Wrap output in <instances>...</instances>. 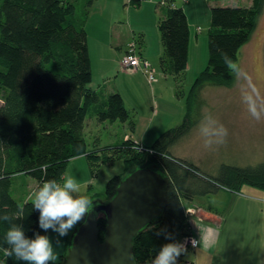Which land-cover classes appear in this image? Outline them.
Returning <instances> with one entry per match:
<instances>
[{
    "label": "trees",
    "instance_id": "trees-1",
    "mask_svg": "<svg viewBox=\"0 0 264 264\" xmlns=\"http://www.w3.org/2000/svg\"><path fill=\"white\" fill-rule=\"evenodd\" d=\"M84 1L85 7L94 2ZM131 1L141 3V0ZM174 1L165 2V14L159 22L164 45L162 62L166 71L181 77L188 66L190 28L184 8ZM250 1V5L211 7L209 65L192 85L182 124L163 132L153 146L136 143L129 136L122 139L120 146L91 150L84 133L89 115L99 121L119 120L132 129L135 122L120 91L108 92L90 86L93 70L85 28L88 11L78 16L77 0H0V214L7 212L17 217L11 223L23 225L29 237L38 231L43 234L31 196L21 200L13 195V177L18 174L33 177L38 186L49 179L61 182L67 163L79 156H87L92 166L99 161L124 157L126 173L136 166L159 165L170 178L163 219L134 239L136 263L152 264L160 247L169 242L157 232L165 229L177 241L188 234L189 202L194 197L234 184L264 189V160L245 166L226 162L216 174H211L173 151L198 123L192 118V105L203 98L206 85L230 86L235 82L237 75L223 65L219 58L222 53L217 48L227 52L238 65L240 51L251 40L264 9V0ZM132 43L140 58L149 61L137 42ZM137 71L149 80L141 68ZM126 148L128 153L124 155L122 149ZM124 174L109 180L106 201L113 197ZM9 227V222L0 221V264H24L15 256L5 255L9 246L4 237ZM98 228L103 240L105 218L99 217ZM74 230L70 231L58 264L65 260Z\"/></svg>",
    "mask_w": 264,
    "mask_h": 264
},
{
    "label": "rangeland",
    "instance_id": "rangeland-1",
    "mask_svg": "<svg viewBox=\"0 0 264 264\" xmlns=\"http://www.w3.org/2000/svg\"><path fill=\"white\" fill-rule=\"evenodd\" d=\"M113 1L116 2L118 0H94L92 5L85 7L87 5L86 1L77 0V15L83 14L84 16L85 12L88 11L85 28L88 34L93 70V79L90 86L95 89L102 88L105 91H107V88L115 87L121 93L123 90L127 95V103H129L133 101L129 98L132 97V94L129 80L131 76L128 75L132 73L130 72L132 70L120 64L121 58L116 61L114 54L108 48V38L116 36V30L121 28L122 33H128L132 37L130 42L136 41L140 48L144 47L142 37H145V35L147 41L151 42L155 47L158 40H162L159 22L164 17L167 3L163 4L162 0H141L140 5H137L131 0H120V7L123 9L119 22L113 20L112 16H110L113 12L112 4L110 6L107 4ZM250 4V0H199L196 9L199 19L209 22L210 26L212 6ZM114 13V15H118L116 10ZM197 23L198 26L196 25L192 33L193 40L188 57V65H190L191 69L185 70L181 80L186 92L176 99L177 103L180 101L184 104L182 113L177 116L180 111L177 105L166 101L164 98H158L159 103L164 102L160 108H166L158 119H161L166 112L176 117V123L170 127L184 122L190 89L195 80L209 65V28L207 29L206 26L202 25L204 22L199 21ZM143 29H145L146 34L142 32ZM238 67L239 75L232 85L208 84L202 93L203 98H199L197 103L193 101L192 108L194 111L192 110V118L198 123L195 124L192 133L187 138H183L181 142L174 146L173 151L176 155L188 157L185 152L193 155L196 149L199 153L201 150H206L205 167L210 170L216 167V160L220 159H228L226 161L241 166L256 164L264 160V158L259 160L262 157H260L262 150H264V145L259 149V146L264 143V9L251 40L240 51ZM132 78L139 83L137 86L140 92L138 102L141 106L138 109L150 113L154 105L152 98L159 96L158 93H152L156 84L152 88L150 84L147 86L142 78H140V81L135 76ZM167 94L168 91L165 92L166 97ZM250 105L262 110L259 120L249 113L248 107ZM126 106L135 120L138 112L132 107ZM180 107L182 108V106ZM205 117L210 119L204 120ZM123 124L119 120L115 122L99 121L96 116L89 115L84 130L89 149L96 150L102 146H120L126 132ZM205 125L209 126L210 132L217 125H223L227 128L228 135L224 141L225 146L216 143H213L210 147L206 146V142L215 140V137L201 132V128ZM241 128L243 129L241 130ZM185 140L187 141L183 142ZM116 141H119V144H114ZM210 149L217 158L216 160L209 155L208 151ZM122 150V154L128 153V148ZM127 169V162L124 157H117L110 162L99 161L92 166L87 156H79L67 163L64 176L71 175L75 177L80 184L81 192L91 198L92 201L98 199L105 202V192L109 180L115 175L126 173ZM37 187V181L29 175L18 174L13 177L12 192L15 198L21 200L27 198L32 195ZM69 234L70 232L67 236ZM47 235L52 239L54 251L58 257L54 264H58L61 260V251L66 246V239L62 245L60 238L59 243L56 242V234L51 232V230H49Z\"/></svg>",
    "mask_w": 264,
    "mask_h": 264
},
{
    "label": "crops",
    "instance_id": "crops-1",
    "mask_svg": "<svg viewBox=\"0 0 264 264\" xmlns=\"http://www.w3.org/2000/svg\"><path fill=\"white\" fill-rule=\"evenodd\" d=\"M198 2L199 0L174 1V3H176L178 6L184 8L188 17L190 28L189 50L193 40L192 33L198 24L197 22H204L202 25L206 26L207 29L210 28L209 22L203 21L198 17L196 9ZM111 4L113 12L110 16H112L113 20L120 22L123 9L120 7L121 2L120 0L116 2L113 1L111 3L108 2L107 5L110 6ZM115 10L118 14L117 16L114 15ZM116 31L117 35L108 38L107 43L108 48L112 51L111 53L114 54L116 61L121 58L120 64L122 65V60L127 54L128 46L130 43L132 44V42H130L132 37L128 33H122L121 28ZM142 32L145 33V29H143ZM142 38L144 41V47L139 49L144 57H146L156 68L157 73L160 75V79L158 80L159 75L157 74L156 81L150 83L147 77L141 71L135 72V70H132L130 71L132 73L128 74L131 76L129 80L131 82L130 92L132 94V97L129 98L133 101L127 103V95L125 91L122 89L121 90L124 95L126 105L136 110L138 115L135 116L134 129H132V126L127 123L123 124L126 131L123 138L125 139L126 137L130 136V138L136 143L138 142L146 146H153L160 135L171 128L170 126H172V124L176 123V117H173V115L168 112H166L165 115L161 117V119H158L159 115L162 112L164 113L166 109L160 108L164 102L159 103L158 98H164L166 101L177 105V107L180 108V111L177 114V116H179L182 113L184 104L180 101L177 103L176 99L181 97L186 92V89L184 88L183 82L181 81L183 74L181 77H177L176 75L171 74L168 70L166 71L164 68V64L162 62L164 45L162 40H158L157 45L154 47L151 42L147 41L146 35ZM187 69H191L190 65L187 66ZM134 76L137 77V80L139 81L140 78H142L144 83L147 86L150 84L152 88L154 87V84H156L154 92L152 93H158L159 96L157 95V98H155L151 94L154 105L150 113H148V111L145 112L141 109H138L141 106L138 102L140 98V92L137 86L139 83L136 82L134 78H132ZM114 89L116 88H107V91L110 92ZM167 91L168 94L166 97L165 92ZM180 106H182V108ZM186 113L187 111L185 112V116ZM175 125L180 124L177 123ZM242 129L243 128H241V130ZM132 130L134 131L133 133ZM187 140L183 142H186ZM263 145L264 143L260 145L261 147L259 146V149H261ZM221 146H225V143H221ZM208 153L210 156L214 157L215 160L217 159L212 153L211 149L208 151ZM185 154L188 157L183 158L192 161L202 171L211 174H216L221 164L229 162L226 161L228 159L216 160V167L210 170L205 167L207 158L206 150H201L199 153L196 149L193 152V155L186 152ZM260 157L261 158L259 160L264 158V150H262ZM189 205H191V208L189 211L190 221L187 227L188 234L184 235L180 242L184 241L185 238L193 236L199 240V245L196 248L192 246H186L187 250L185 254L179 258L178 264H264L263 188L250 184H234L232 187L222 186V188L217 192H213L206 196L194 197L189 202ZM68 237L69 236L60 238L62 245L64 244L65 239L67 243Z\"/></svg>",
    "mask_w": 264,
    "mask_h": 264
},
{
    "label": "water",
    "instance_id": "water-1",
    "mask_svg": "<svg viewBox=\"0 0 264 264\" xmlns=\"http://www.w3.org/2000/svg\"><path fill=\"white\" fill-rule=\"evenodd\" d=\"M170 178L159 165L136 166L124 174L111 199L96 204L95 218L78 224L69 240L63 264H137L136 236L160 223L167 206ZM106 219L100 239L98 219Z\"/></svg>",
    "mask_w": 264,
    "mask_h": 264
},
{
    "label": "clouds",
    "instance_id": "clouds-1",
    "mask_svg": "<svg viewBox=\"0 0 264 264\" xmlns=\"http://www.w3.org/2000/svg\"><path fill=\"white\" fill-rule=\"evenodd\" d=\"M217 51L222 53L219 58L223 65L238 76V65L223 49L217 48ZM248 111L255 119L261 118L262 110H258L255 106L250 105ZM209 119V117L204 118V120ZM201 132L215 137V140L206 142V146L209 147L213 143H223L228 135V130L223 125H217L211 132L209 126L205 125L201 128ZM30 199L33 209L39 213L37 222L43 234L38 231L31 237L27 236L23 225L11 223L17 217L3 212L0 214V221L10 224L4 237L5 243L9 246L5 255L15 256L24 264H54L58 257L54 251L53 241L46 233L49 230L55 233L56 242L59 243V238L67 236L78 224L87 223V217L91 215L95 218L96 204L81 192L78 180L71 175L63 176L61 182L55 179L43 181L34 190ZM161 234L165 235L169 242L160 247L152 264H178L179 258L187 250L185 243L173 239L172 234L165 229L157 232L158 236Z\"/></svg>",
    "mask_w": 264,
    "mask_h": 264
},
{
    "label": "built area",
    "instance_id": "built-area-1",
    "mask_svg": "<svg viewBox=\"0 0 264 264\" xmlns=\"http://www.w3.org/2000/svg\"><path fill=\"white\" fill-rule=\"evenodd\" d=\"M183 1H187V0H183ZM161 2L164 4L166 0H162ZM135 48H136L135 43L130 44L128 54L122 61V66L129 69L131 68L132 70H137L138 68H141L148 75L149 81L151 83L156 81L157 79L156 70L152 67L149 61L145 59L142 60L140 58V56L135 51ZM182 242L185 243V246H192L194 248L198 247L199 245V240L193 236L189 238H185V240ZM187 264H191V263H187Z\"/></svg>",
    "mask_w": 264,
    "mask_h": 264
}]
</instances>
